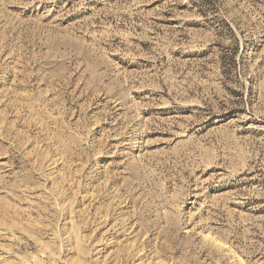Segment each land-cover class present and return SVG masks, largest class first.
<instances>
[{"label": "rangeland", "instance_id": "1", "mask_svg": "<svg viewBox=\"0 0 264 264\" xmlns=\"http://www.w3.org/2000/svg\"><path fill=\"white\" fill-rule=\"evenodd\" d=\"M0 264H264V0H0Z\"/></svg>", "mask_w": 264, "mask_h": 264}]
</instances>
